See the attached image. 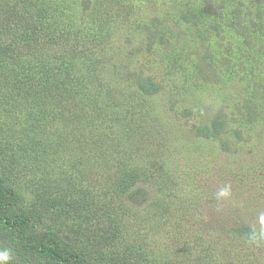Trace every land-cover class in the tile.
<instances>
[{"label":"trees","instance_id":"trees-1","mask_svg":"<svg viewBox=\"0 0 264 264\" xmlns=\"http://www.w3.org/2000/svg\"><path fill=\"white\" fill-rule=\"evenodd\" d=\"M61 1L0 0V99L21 118L19 134L10 127L19 135L17 148L10 157L0 152V246L11 250L10 264H264V225L253 207H239L246 213L231 228L225 254L234 257L231 262L203 234L184 236L181 229H190L193 211L167 191L173 179L152 157V137L134 120L135 105L160 93L163 84L145 76L132 85L100 57L109 40L104 27L124 16V1L94 0L89 11L98 29L87 35L79 27L56 32ZM195 10L192 5L180 12L179 21L197 24ZM125 82L132 91L119 96ZM250 124L219 115L194 127V136L218 139L224 151L236 154L253 138ZM16 151L26 157L23 185L15 172ZM254 173L255 183L258 174L264 180V163ZM136 184L154 192L139 210L126 203ZM257 192L256 200L264 201V186ZM66 213L84 224L60 223ZM147 221L148 229L172 234L162 253L177 248L187 262L155 260L154 248L144 242ZM79 229H87L83 238Z\"/></svg>","mask_w":264,"mask_h":264},{"label":"rangeland","instance_id":"rangeland-1","mask_svg":"<svg viewBox=\"0 0 264 264\" xmlns=\"http://www.w3.org/2000/svg\"><path fill=\"white\" fill-rule=\"evenodd\" d=\"M93 1H61L54 14L53 25L59 28L56 32L79 27L82 35L95 33L97 24L89 11ZM123 1L124 16H119V21L108 20L104 27L109 40L100 57H104L108 68L116 66V71L129 77L132 85L135 79L145 76L163 84L160 93L144 97L135 105L134 120L152 137V157L159 159L173 179L167 191L187 201L193 211V217L187 220L190 229H181L186 232L184 236L189 239L203 234L216 250L224 249L225 255L235 219L246 213L239 207L258 209L260 216L264 213V201L256 200L257 189L264 186L262 174L254 182V172L264 163V0ZM192 5L196 7L197 24L180 22V12H189ZM125 86L120 85L119 96L132 91L129 82ZM5 103L4 98L0 99V152L10 157L19 139L11 129H17L19 134L21 118L12 114V103ZM122 104L127 106L125 101ZM219 115L251 122L255 129L253 138L236 154L224 151L218 139L194 136V127ZM250 149L252 152H248ZM13 157L15 172L23 185L27 179L25 153L16 151ZM229 168V173H222ZM240 176L245 180L241 181ZM229 185H234L231 190L228 187L230 194L217 198L216 194ZM153 194L148 185L136 184L126 203L139 210ZM59 221L84 224L74 213L64 214ZM148 228L147 221L144 242L154 248L158 255L155 260L166 256L171 261H185L177 248L161 251L172 238L171 232ZM79 230L83 238L81 233L87 229ZM225 256V262L234 260Z\"/></svg>","mask_w":264,"mask_h":264},{"label":"clouds","instance_id":"clouds-1","mask_svg":"<svg viewBox=\"0 0 264 264\" xmlns=\"http://www.w3.org/2000/svg\"><path fill=\"white\" fill-rule=\"evenodd\" d=\"M229 194H230L229 188L228 186H225L216 195H217V198H220V197H227ZM260 223L264 225V216L260 217ZM260 236L264 238V229L261 230ZM251 238L252 240L256 239L255 232L252 233ZM11 259H12V254H11L10 249H7V248L0 249V264H10Z\"/></svg>","mask_w":264,"mask_h":264}]
</instances>
